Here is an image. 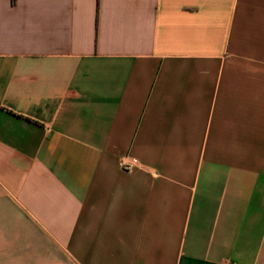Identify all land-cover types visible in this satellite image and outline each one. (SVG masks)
<instances>
[{
	"label": "crops",
	"instance_id": "crops-1",
	"mask_svg": "<svg viewBox=\"0 0 264 264\" xmlns=\"http://www.w3.org/2000/svg\"><path fill=\"white\" fill-rule=\"evenodd\" d=\"M0 264H264V0H0Z\"/></svg>",
	"mask_w": 264,
	"mask_h": 264
},
{
	"label": "built area",
	"instance_id": "built-area-1",
	"mask_svg": "<svg viewBox=\"0 0 264 264\" xmlns=\"http://www.w3.org/2000/svg\"><path fill=\"white\" fill-rule=\"evenodd\" d=\"M122 165H123V168H124V169H129V168H130V166H129L127 160H124V161L122 162Z\"/></svg>",
	"mask_w": 264,
	"mask_h": 264
},
{
	"label": "trees",
	"instance_id": "trees-1",
	"mask_svg": "<svg viewBox=\"0 0 264 264\" xmlns=\"http://www.w3.org/2000/svg\"><path fill=\"white\" fill-rule=\"evenodd\" d=\"M99 5H100V0H98V7H99Z\"/></svg>",
	"mask_w": 264,
	"mask_h": 264
}]
</instances>
